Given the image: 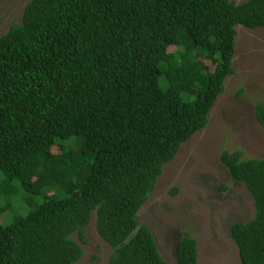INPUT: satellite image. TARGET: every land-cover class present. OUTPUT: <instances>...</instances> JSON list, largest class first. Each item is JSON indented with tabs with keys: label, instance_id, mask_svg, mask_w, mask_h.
I'll return each mask as SVG.
<instances>
[{
	"label": "trees",
	"instance_id": "obj_1",
	"mask_svg": "<svg viewBox=\"0 0 264 264\" xmlns=\"http://www.w3.org/2000/svg\"><path fill=\"white\" fill-rule=\"evenodd\" d=\"M238 26L264 29V0H31L0 36V220L29 208L0 224V264H79L93 215L107 264H170L138 213L208 126ZM244 156L220 158L255 206L231 235L241 264H264V158ZM174 264H200L195 238Z\"/></svg>",
	"mask_w": 264,
	"mask_h": 264
},
{
	"label": "rangeland",
	"instance_id": "obj_2",
	"mask_svg": "<svg viewBox=\"0 0 264 264\" xmlns=\"http://www.w3.org/2000/svg\"><path fill=\"white\" fill-rule=\"evenodd\" d=\"M30 1L0 0V36L21 23ZM233 67L235 75L226 80V91L216 101L208 126L180 146L138 213L170 264L176 262L183 237L197 240L200 264H241L231 227L254 218V200L244 185L231 178L220 158L223 151L238 149L244 151L245 159L264 158V130L255 114L257 103L264 102L263 28L237 27ZM20 200L12 199V209L2 216L1 225L28 214L29 208ZM85 240V257L79 264L90 262L92 256L98 257L96 264H107L112 250L97 233L95 215Z\"/></svg>",
	"mask_w": 264,
	"mask_h": 264
}]
</instances>
